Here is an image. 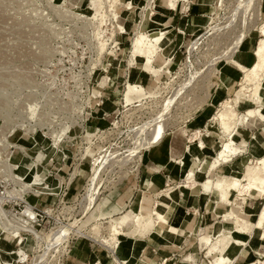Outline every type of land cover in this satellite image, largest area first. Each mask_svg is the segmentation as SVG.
Returning a JSON list of instances; mask_svg holds the SVG:
<instances>
[{
	"label": "rangeland",
	"instance_id": "obj_1",
	"mask_svg": "<svg viewBox=\"0 0 264 264\" xmlns=\"http://www.w3.org/2000/svg\"><path fill=\"white\" fill-rule=\"evenodd\" d=\"M174 2L175 8L162 0H0V185L44 210L41 225L34 228L46 230L33 231L19 245L7 232H15L22 242L24 236L17 233L20 228L10 230L11 224L0 217V256L7 259L0 264H59L68 245L80 238L106 248L110 264H124L115 255L116 246L121 239L130 244L135 240L125 237L122 227L135 223L141 188L151 205L159 199L157 187L144 180L140 187H133L140 183L141 159L153 151V145L146 147L138 141L162 121L167 124L158 141L164 137L163 145L174 147L178 157L188 146L196 156L199 153L191 157L190 166L201 169V179L212 176L215 181L230 164L235 167L227 174L239 177L247 164L251 167L264 154L262 148L253 155L240 148L231 161H221L208 172V164L198 165L204 158L215 160L227 131L216 125L210 136L212 152L203 153L200 135L189 141L196 129L201 134L214 126V116L228 100L236 114L260 107L252 90L242 91L238 98L243 66L238 64L239 69L231 72L236 79L230 90L222 88L219 75L222 69L237 65L236 60L226 61L232 50L239 52L245 39L254 48L263 37L264 0H209L204 16L203 9L195 8L193 13L185 8L195 0ZM158 29L164 31V44L148 40L143 47L146 53L147 46L155 52L163 46L147 69L144 57L132 58L133 42L137 32L155 34ZM243 58L253 61V51ZM194 120L199 125L192 124ZM235 121L230 120V126ZM256 121L257 128L253 123L249 127L259 131L261 123ZM246 136L236 134L238 141ZM163 172L169 175L171 170ZM185 179L180 173L165 187L177 185L183 190L184 200L179 198V203L185 209L194 202L203 204L206 196L207 206L191 223L210 224L216 218L211 202L218 191L213 187L209 194H202L201 181L188 191ZM124 198L131 206L111 223ZM262 202V197L246 196L241 205L244 218L254 216L251 228L242 234H253ZM7 209L0 205L1 214H7ZM112 225L117 233L112 232ZM200 234L197 240L194 235L186 239L191 240L196 255L211 260L213 254L201 247L205 245ZM114 246L115 254L110 249ZM140 249L126 254L134 257ZM225 255L231 263L229 257H236V248ZM257 258L263 260L264 254Z\"/></svg>",
	"mask_w": 264,
	"mask_h": 264
},
{
	"label": "bare ground",
	"instance_id": "obj_2",
	"mask_svg": "<svg viewBox=\"0 0 264 264\" xmlns=\"http://www.w3.org/2000/svg\"><path fill=\"white\" fill-rule=\"evenodd\" d=\"M162 1L166 2L169 8H175L176 6L174 0H162ZM261 32H262L263 37L258 40V42L256 43L253 49L254 60L252 61L251 65L245 69L244 67L240 66L242 68V76L240 80L241 86L238 90L239 99H240V95L242 91L246 92L247 90H252V95L258 100V103H260V99H259L260 91L264 87V25L261 27ZM151 33L152 32L150 31L137 32L136 37L133 42V47H132V52H131L132 58L136 57L137 55L144 57L145 66L147 69H149L148 68L149 66H152L156 57L158 56L159 51L162 50L163 46L157 52L154 51L153 49L154 47L148 48L147 46L145 47L147 48L146 53H144L143 47L146 45L148 40L154 41L155 44L158 46L164 44V31H162L161 29H158L157 33L155 34H151ZM194 42L190 44V47H193V44H195ZM237 53H238L237 51L233 53V50H232L229 53L228 57H226V61H232V60L238 61ZM170 54L168 56H170ZM228 101L224 103V109L221 110L220 112L218 111V113H216V115L214 116L215 117L214 126L207 128V132H204L201 134H200V129H196L189 136V141L191 142V141H194L200 135V137H198L200 138L199 147L202 149L204 153H206L207 151L212 152L210 147L213 144V139L210 136H211V132L216 130V125L221 124V126H223L225 130L227 131L228 136L226 140H223L222 142H220V148L215 154V160L213 162L211 161L208 162L207 161L208 159L204 158L201 160V162L198 165L200 166V165L208 164V167H210L208 172H211L212 169L215 168L217 164H219L221 161L227 162L230 160V157L232 156V154H235L241 151L240 148L245 145V142L238 141L236 137L237 129L240 127L241 124H244L247 122L248 117H252L254 116V114H256L259 119L264 121V112L262 111L261 107L257 106L254 108H248L246 109L245 113L239 115V114H236L235 112L236 110L235 111L232 110L233 106L231 107V104H229ZM260 105L261 104H259V106ZM233 118L236 119L235 124L233 126H230L229 121L232 120ZM158 124L159 125L157 128L151 130L152 132H150L149 134L147 133L148 134L147 136L145 135L144 138L142 137V139L138 141L139 145H144L146 147H149L150 143L154 139H156L159 135L162 134V131L166 128L167 123L165 121H162L161 123H158ZM254 137L264 142V139H263L264 138V127L259 129V131H256L254 133ZM136 146L138 145L136 144ZM186 151L187 152L183 156H181L177 160L176 159L174 160V164L169 163L168 165L170 166L171 172H172L170 175L171 180L174 179V176L180 173L184 175V178H186L185 179L186 181L184 182V184L182 182L184 188L191 189L196 185L197 182L201 181L200 183L201 192L210 193L212 191V188L215 187L216 190L218 191L216 202H223V203H229V204L231 203V198L233 194L235 197L242 198L244 203L246 202V198L244 196L248 195L251 192H255L256 194H258L260 197L263 198V202L258 205V209L256 211L255 220L253 222V230H252L253 234L248 235V234L243 233L246 235V239H240L236 236V234L237 233L242 234L241 232L247 231L249 228H251L252 226L251 221L254 215L249 214V216L247 215V217L244 218L243 209H242V214H237V213L234 214L232 212L233 215L223 216V217H226L227 219H230V223L224 224L222 221H214L213 228L210 227L206 229V231H203L202 234H200L199 239L201 243L205 245L204 247L207 248V254H210V253L213 254L212 259L210 260L211 264H232V263H227L228 260L225 255V252L231 249V247L236 248L237 255L239 254L240 250L245 246L250 247L252 250L258 251L259 254L263 255L264 248L262 250H260L259 248L261 244L264 247V230L262 229L264 225V154L261 156H258L251 167L247 166V168L242 173V175L240 174L241 176L239 177L230 176L229 181L227 183H223V181L221 182L219 178H217L214 181L212 176H207L206 178L201 179L200 178L201 169L199 167L194 168L193 166H190L192 162L191 157L194 156L195 158H197L199 153L196 156V153L194 152V150L190 148V146H188V149ZM231 167L233 168L235 167V165L231 164ZM228 173H230V171H228ZM175 187H178V186L173 185L167 188L165 187V189H159V193H158L159 199L154 200L152 205L150 204L149 199L144 195L143 193L144 189L141 188V194H140L141 196L136 205V214L134 216L136 217L135 223L139 224L142 221V219H145V217H146L145 221L153 219L154 222L156 223L155 230L157 231V233L165 236L167 239L174 240V237L177 234V229H175V227H172L169 224V220L176 206L180 205L179 198H176V194L174 192V189H176ZM6 213L7 214H2V215L5 217L4 223L8 224L9 222V225L11 224V226H9L8 228L12 230V229H15L16 227H19L20 229L18 230L19 231L22 230L23 227L17 226L10 218H8V215L10 214L9 210L6 211ZM189 217L190 216L187 215L185 219L187 220L189 219ZM15 220L17 221L18 219L15 218ZM111 227H112L111 228L112 232L113 231L118 232L116 225H112ZM28 228H29V231L32 232V234H33V231L46 232L44 228L40 230H36L32 227H28ZM23 230H26V229L23 228ZM0 241H1V238H0ZM101 241L105 243L103 240ZM128 242L129 241H125L124 244ZM130 245L141 248V245L136 239L133 240L132 244ZM114 248L115 246L113 248L110 247L111 250ZM116 249H117V252L120 253V255H124L128 252V249H125L122 246V242H120V244L116 246ZM112 252L115 254L114 250H112ZM236 259H238V256ZM0 260L3 263H6V260H7L6 256H0ZM133 260L135 261L134 258ZM254 261L257 264H264V260H259L256 258V260ZM123 262L124 264H127L126 259H124Z\"/></svg>",
	"mask_w": 264,
	"mask_h": 264
},
{
	"label": "crops",
	"instance_id": "obj_3",
	"mask_svg": "<svg viewBox=\"0 0 264 264\" xmlns=\"http://www.w3.org/2000/svg\"><path fill=\"white\" fill-rule=\"evenodd\" d=\"M183 1L184 0H182V2ZM188 5H189V8H191L193 13L195 12L193 10L195 8H196L195 10H201V9L205 10L204 13L201 14L202 16H204L205 13L207 12L205 8L206 6L209 5V0H195V2H192V5L187 4L185 8ZM197 13H200V11H197ZM253 49L254 48L251 45V43L248 42L247 39H245L242 45V49L239 50V52L237 53V59L239 60L241 58L239 61H236L237 65L233 64L232 68L225 69V70L222 69L220 71L219 81H220L222 88L227 89V90H230L233 88V86L235 85L236 78L233 77V75H231V72L234 71V68L238 70L239 65L243 67H247V65H249L252 62V61L247 62L246 59L243 58V56H245L246 54H249L250 51H253ZM262 92H264V87L260 91V98H259L260 99L259 104H261L260 107L262 111L264 112V93ZM253 106H257V104H253ZM238 114L240 115L243 113H238ZM203 117L205 118V114H202V118ZM256 118L248 117L247 122L244 124H241L240 127L237 129V135L240 132H244L245 134H247L246 140L242 139L240 142H245V145L242 146L241 148L245 149V152H248L250 154H252V152L256 153L258 150L260 151V148H262L264 151V146H263L264 142L262 140L260 141L256 139L254 137V133L256 131L252 130L249 127V125L253 123L254 124L253 127L257 128ZM258 120H259L258 122L261 123V126L258 129H261L262 127H264V121L259 118ZM192 124L199 125V122L194 120ZM205 126H206V123H205ZM163 134L164 133L159 135L156 139H154L150 143L149 147L153 145V148H151L153 151L147 152L145 156L141 159L139 163V175L137 176L138 181H140V183L138 184L136 182L135 184H133L134 188L136 186L140 187L143 180H145L146 185L151 184L157 187L158 191L159 189L165 188V186H167V184L170 183V180H171L170 175L172 172L169 175H166L164 174L163 170L164 169L171 170L170 166H168L169 163L174 164V160L179 159L181 156L178 157V154L176 152L177 150L174 149V147H172L170 144L163 145L164 137L160 141H158ZM155 143H157V145ZM255 143H257V145H255ZM240 159L242 158H239V161ZM250 164H247V166ZM228 168L232 169L231 164L224 168L222 174L221 172H219V179L221 182L223 181V183H227L230 179V176H228L227 174ZM175 188L176 189H174V192L176 194V198H182V201H183L184 198L181 197L183 195V190H180L179 187H175ZM186 190L190 191L189 189H186ZM201 193L204 195L209 194V193H204V192H201ZM188 194L190 193L188 192ZM246 196L260 197L255 192H251L248 195H245L244 197L246 198ZM205 198L206 196H204L203 198L204 199L203 204H195L194 202V204H189L187 206L188 209H185L181 205L176 206L173 214L171 215L172 217L170 216V220H169V224L172 227H175V229H177V234L175 235L174 240L167 239L165 236L158 234L157 231L155 230L156 223L154 222L153 219L145 221L146 220V217H145V219H142V221L139 223L140 225L134 222H128L126 225H123L122 227L123 235L127 238L136 239L141 245V249L139 250V253H137L134 257H131V255L129 254L120 255V253H117L115 255H118L117 258L121 261H124V259H126L127 264H132L134 262L133 258H135V260H138L137 264H148V263L149 264H211L210 259H208V257L204 256L202 258L199 255H196V249L195 248H194L195 250L192 249V245L189 244L191 240H189V238L186 239V236L194 235L193 239L197 240V236L199 235L200 232L206 231V229L210 227L211 228L214 227V223H213L214 221L221 220L223 222L224 220H227L226 217H223L224 215H233V213L242 214L241 205H243L244 202L242 198L235 197V196L234 198H231L230 204L223 203V202H216V197H215V200L211 202V209L213 210L215 217H216L215 220H213L210 224L206 223L205 225L204 224H192L191 222L193 220V217L196 216L199 210H201L202 206L203 207L207 206L208 202L205 201ZM118 204H123V205L120 211L112 214L115 217L111 219V223L114 221V219L119 217L122 212L129 209L130 202L128 198H124L122 202H119ZM187 215L190 217L189 219L186 220L185 218ZM102 219H106V217ZM195 232H198V233H195ZM236 236L240 239H246L245 234L237 233ZM185 239H186V247H182L181 245ZM121 240H123L122 245L125 248H126V245H128L127 248L131 254H134L136 252L135 249L140 248V247L130 245L131 243L130 241H129L130 243L128 242L127 244H124L125 242L124 239H121ZM201 247H203V250H205V252L207 253L206 247L204 246H201ZM263 248L264 247L261 244L259 249L262 250ZM259 255L260 254L258 253V251L252 250L250 247L245 246L240 250L239 254L237 255L238 259H236L237 256L236 257L232 256L229 258L230 259L233 258L231 261L232 264H257L255 263L254 260H256V258L259 257ZM113 259H115V257H113ZM110 263H111V260L108 257L106 248H104L103 246L96 245L95 243H92L83 238H80V239H76V241H73L71 242V244L68 245L66 253L60 258L59 264H110Z\"/></svg>",
	"mask_w": 264,
	"mask_h": 264
},
{
	"label": "built area",
	"instance_id": "obj_4",
	"mask_svg": "<svg viewBox=\"0 0 264 264\" xmlns=\"http://www.w3.org/2000/svg\"><path fill=\"white\" fill-rule=\"evenodd\" d=\"M188 8L189 5L187 6V10ZM7 188V186L0 185V198L3 200L0 205L4 209L8 208L7 210H9L10 213L8 217H10V219L17 226H21L26 229L23 230L22 228V230L17 232L18 235L22 234L24 236L22 242L19 241L20 239L17 238L15 233H12L11 231H8L7 233L10 234L13 239H17V244H24L27 240V236L32 234V232L29 231L28 227L34 228L35 224L37 226H40L45 211L28 204L25 200L19 199V197L13 195L11 191H8ZM25 209H27V211L24 212ZM27 212L31 214H28ZM0 217L2 220H5V217L1 214V212ZM15 218H17L18 220L16 221ZM35 228L37 229V227Z\"/></svg>",
	"mask_w": 264,
	"mask_h": 264
}]
</instances>
